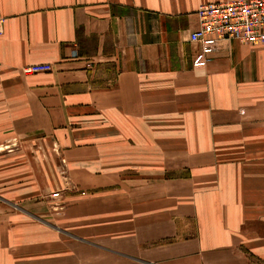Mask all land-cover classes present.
<instances>
[{
    "label": "crops",
    "instance_id": "1",
    "mask_svg": "<svg viewBox=\"0 0 264 264\" xmlns=\"http://www.w3.org/2000/svg\"><path fill=\"white\" fill-rule=\"evenodd\" d=\"M219 1L0 0V264H264V46L195 65Z\"/></svg>",
    "mask_w": 264,
    "mask_h": 264
},
{
    "label": "built area",
    "instance_id": "2",
    "mask_svg": "<svg viewBox=\"0 0 264 264\" xmlns=\"http://www.w3.org/2000/svg\"><path fill=\"white\" fill-rule=\"evenodd\" d=\"M198 27L191 42L199 46L195 65H206L220 41L235 40L243 44L264 46V0H224L202 4L197 10ZM4 19L0 18V36ZM50 64L24 67L26 75L52 71ZM60 198V192L53 195Z\"/></svg>",
    "mask_w": 264,
    "mask_h": 264
},
{
    "label": "rangeland",
    "instance_id": "3",
    "mask_svg": "<svg viewBox=\"0 0 264 264\" xmlns=\"http://www.w3.org/2000/svg\"><path fill=\"white\" fill-rule=\"evenodd\" d=\"M6 144L7 143L0 145V153H2L4 150H6V148L9 145L10 146L12 145V143H10L8 145H6ZM29 146H31L30 149L28 148ZM27 148L29 150L33 151L32 153L36 157V163H37L38 167L41 163H45V162L48 165V162L51 160V158L53 159V163H52V167H53L52 168V181H53V183L56 182L58 179H60V181H62L61 187L68 189V187L70 185L71 186L73 185L71 183H65L63 180V178H67L68 172L71 173L70 172L71 167H70V164L65 163L66 162L65 158H63L61 156V153L58 152V148L55 145H53L51 154L48 153V149H49L48 146L37 145V153L35 154L34 153L35 145L31 141V139H28V138L27 139H21V138L17 137L16 138V151L19 153L18 155L23 159H29V155L27 153V151H28ZM46 152H47V154H46ZM133 157H134V161H135L137 158L140 157V155L134 154ZM148 157H149L148 161L154 160V162H155V161L159 160V155H158V157L155 155H148ZM151 158H152V160H151ZM76 167H78V163H75L73 166V168H76ZM120 171H122V174H124L125 172H127L129 174L130 173H132V174L137 173L138 174L140 172L138 169H135V168H133L132 170H126V171L120 170ZM72 187L74 188V186H72ZM54 189H56V188H54ZM73 190H75V191H71V192H76V194L80 193V190L78 188H75ZM56 192L57 191H55L54 193H56ZM52 195L50 196V200H49L47 206L49 205L50 209L53 212V215L55 216L56 214L60 213V211H62L66 207V205H68L69 202L72 201L71 200L72 198H68L65 196L66 198H64V200L62 202H57L54 200Z\"/></svg>",
    "mask_w": 264,
    "mask_h": 264
}]
</instances>
